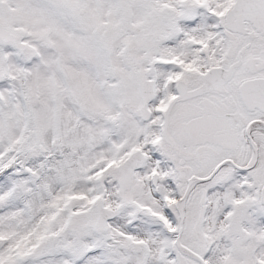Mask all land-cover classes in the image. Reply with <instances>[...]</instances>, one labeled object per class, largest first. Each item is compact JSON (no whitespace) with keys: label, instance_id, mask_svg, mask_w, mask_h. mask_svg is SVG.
Instances as JSON below:
<instances>
[{"label":"snow or ice","instance_id":"6c2138e0","mask_svg":"<svg viewBox=\"0 0 264 264\" xmlns=\"http://www.w3.org/2000/svg\"><path fill=\"white\" fill-rule=\"evenodd\" d=\"M0 264H264V0H0Z\"/></svg>","mask_w":264,"mask_h":264}]
</instances>
